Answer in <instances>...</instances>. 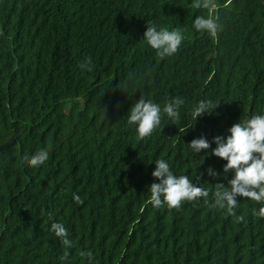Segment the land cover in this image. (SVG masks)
<instances>
[{"label":"trees","instance_id":"trees-1","mask_svg":"<svg viewBox=\"0 0 264 264\" xmlns=\"http://www.w3.org/2000/svg\"><path fill=\"white\" fill-rule=\"evenodd\" d=\"M193 2L0 0V264H89L81 251L92 264H264V217L253 214L264 205L238 196L243 221L210 206L233 176L211 155L213 138L264 115V0ZM197 16L218 17V36L197 31ZM147 22L182 29L178 52L157 57ZM86 57L91 72L79 68ZM141 95L161 108L179 96L180 119L162 113L138 140L127 114ZM205 99L218 105L195 121ZM201 136L207 154L189 146ZM49 146L45 164L24 162ZM161 159L209 190L208 203L153 207ZM53 222L73 241L63 261Z\"/></svg>","mask_w":264,"mask_h":264},{"label":"clouds","instance_id":"clouds-1","mask_svg":"<svg viewBox=\"0 0 264 264\" xmlns=\"http://www.w3.org/2000/svg\"><path fill=\"white\" fill-rule=\"evenodd\" d=\"M214 0H194L193 7L208 9L212 7ZM193 27L200 32H207L212 37H217L222 30V25L218 22V17L197 16ZM182 29L168 30L167 28H157L154 23L147 22L143 39L156 52L157 57L163 59L178 52L184 36ZM93 63L90 57H86L79 64L82 71L91 72ZM185 101L179 96L172 97L165 101L163 108L160 104L152 100H146L143 95L135 102L127 114V123L136 126L137 139L143 140L150 137L161 123L162 113L175 124L180 119L179 109ZM218 104H214L209 99L201 100L194 108L192 116L196 119L202 115L210 114ZM229 135L226 137L215 136L213 143L216 147L211 150V155L226 161L223 166V174L231 172L232 179L228 181V187L221 183H216V190L213 194L214 204L212 207L224 209L228 215L236 216L238 207L237 197L250 199L253 202L264 205V115H253L250 119L243 122L234 123L228 129ZM189 146L194 153L210 148L209 141L201 136L193 139ZM50 146L38 150L31 157L24 155V162L32 167L38 168L45 164L49 159ZM209 177H217L219 173L209 167L206 169ZM152 176L158 183L150 185V200L153 207L167 205L169 209L179 210L187 202L197 201L204 198L208 203L209 190L196 186L187 175L176 176L170 170V165L165 160L155 161V170ZM73 199L80 204L83 201L78 195ZM253 214L264 217V207L257 212L253 209ZM49 219L52 214L49 213ZM237 221H243L244 216H236ZM51 230L59 239L65 251L60 259L66 260L69 256L67 249L73 247V241L69 238L68 231L60 222L51 223ZM81 257L87 258L92 264L93 253L91 251H81Z\"/></svg>","mask_w":264,"mask_h":264}]
</instances>
